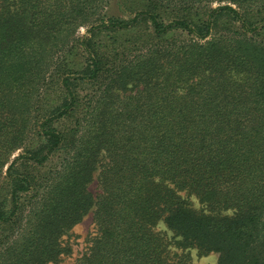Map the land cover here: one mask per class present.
Listing matches in <instances>:
<instances>
[{"label": "trees", "instance_id": "obj_1", "mask_svg": "<svg viewBox=\"0 0 264 264\" xmlns=\"http://www.w3.org/2000/svg\"><path fill=\"white\" fill-rule=\"evenodd\" d=\"M108 2L0 0V264H264V0Z\"/></svg>", "mask_w": 264, "mask_h": 264}, {"label": "rangeland", "instance_id": "obj_2", "mask_svg": "<svg viewBox=\"0 0 264 264\" xmlns=\"http://www.w3.org/2000/svg\"><path fill=\"white\" fill-rule=\"evenodd\" d=\"M106 9L109 13H114L126 17L129 15V12L121 5L120 0H109ZM86 32L87 28L82 27L79 31V35L83 36L86 34ZM51 97L50 99H52ZM89 188L94 195H97L100 192L98 184V172H95L94 180L90 184ZM182 194L188 197L191 205L195 208L202 207V204L194 195H189L185 192H182ZM93 215V210H91L81 222L76 224L64 235L63 242L69 248H71V252H69V254H67L66 256H63L59 261L51 262L48 264H73L86 251L87 246L89 245V239L96 233ZM158 229L165 232L170 238L175 237L174 232L169 230L164 222H160L158 224ZM176 238L177 237H175V239ZM173 250L178 253L182 252V249L178 248L177 246H173ZM185 252L190 255L193 264H216L218 262L219 255L217 253L203 255L196 248L186 249Z\"/></svg>", "mask_w": 264, "mask_h": 264}]
</instances>
